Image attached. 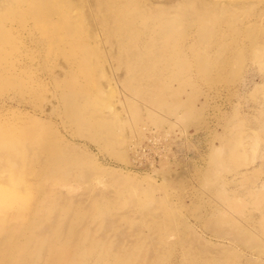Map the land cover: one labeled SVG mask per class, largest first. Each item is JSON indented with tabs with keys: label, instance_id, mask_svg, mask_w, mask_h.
Instances as JSON below:
<instances>
[{
	"label": "rangeland",
	"instance_id": "obj_1",
	"mask_svg": "<svg viewBox=\"0 0 264 264\" xmlns=\"http://www.w3.org/2000/svg\"><path fill=\"white\" fill-rule=\"evenodd\" d=\"M28 1L41 0L17 6L0 0V19L6 10L22 15L0 20V68L6 67L0 71V147L15 149L13 160L0 156V193L29 200L21 214L0 206V231L11 226L16 235L32 222L38 230L34 239L28 229L18 238L0 233L2 244H24L14 264L23 257V264H39L49 255L41 249L48 236L70 255L60 264H123L114 256L132 257L129 264H264V0L215 1L225 8L217 18L252 23L233 36L222 21L225 40L213 34L194 44L190 24L169 43L179 51L150 67L140 66L164 41L149 37H158L149 18L138 19L146 0L130 1L135 27L119 45L99 23L109 8L102 11L97 0H42L44 16L37 21L33 10L39 7ZM236 1L253 2L234 8ZM44 32L56 43L41 37ZM65 33L81 43L71 60L61 54ZM73 76L89 86L61 84ZM64 90L81 97L91 132L99 124L105 133L81 136L60 117L50 121L41 112L49 114L54 92ZM158 98L170 112L152 103ZM42 125L64 142L44 133L36 139L33 131ZM34 159L47 171L33 170ZM47 192L69 200L44 201ZM36 197L38 217L30 208ZM56 217L63 225L50 235L46 222Z\"/></svg>",
	"mask_w": 264,
	"mask_h": 264
},
{
	"label": "bare ground",
	"instance_id": "obj_2",
	"mask_svg": "<svg viewBox=\"0 0 264 264\" xmlns=\"http://www.w3.org/2000/svg\"><path fill=\"white\" fill-rule=\"evenodd\" d=\"M10 1L15 2L14 5L17 6L19 0H10ZM97 1L100 4V8L102 11L106 10L107 7L109 8V9H107L108 11L106 12V14H104L105 12H102L101 14H99V23L104 25V26L107 25L110 28V32L112 33V35L114 37L113 43H116L119 45L121 43L127 42V36H130L132 29H134V27H135V26H133L134 24L131 23L130 16H129V6H130L129 4H130L131 0H117V1H115V0H110V1L109 0H97ZM215 1H218V0H180V1L179 0H146V2L145 1L144 2L147 4H145V3L139 4V6L141 8V11H139V12L141 14H140L138 19H143L145 22H147V20H145V19L149 18L147 25L153 27V29H156L157 33H158V37L156 36V34H153V33H150L151 35L149 37L152 39L159 38L158 39L159 41H164V48H161L159 50V54L154 56L151 59V61H148L147 66L141 65L140 67H150L152 60H159V59L165 57V54H167V53L169 54L173 51H179V47H173V48L169 49V47H168L169 43H170L172 38H175L176 35H178V32L180 29H182V28H184L190 24L194 25V27L196 28L195 36L192 38V41H191V44H192L193 42H197L201 38L212 36L213 34H216L218 37L220 36L223 38V40H225L226 37L224 35V31H223V29H221L219 27V24H221L222 21H227L229 23V27H230V25L232 26L231 27V34L233 36H236V35L238 36L240 34V32H242V30L245 28L246 24L252 23L251 21L235 23L236 21H238V19L237 18L235 19V17L228 16V15H227L228 17L226 18L227 20H224V17L217 18V15L214 13L224 12L225 8H224L223 4H221L219 2H215ZM45 2L46 1H42V0L38 1L35 4H33L32 2H29V1L27 2V3H32L34 6H37V8L39 7L38 9L35 8L33 10V12L35 13L36 21L38 19H40L41 16L43 15L41 13V10L44 8L43 6H45ZM94 2H95V0H94ZM193 2H194V4H193ZM239 2L236 1L237 4H235V3H234V5L231 4L232 7H234V8L235 7L239 8L241 6L244 7L245 4L249 5V3H252L253 1L252 2L251 1L250 2L249 1H245V2L242 1V3L241 2L239 3ZM161 3H163V4H161ZM225 4H227V3L225 2ZM217 8H219V10ZM236 11H237V9H236ZM12 17H14V18L20 17L21 18L22 15L20 16L19 11H17L16 9L6 10L5 15L2 18L8 19V18H12ZM2 18L0 20H2ZM52 18L53 17H51V15L50 16L48 15V19H52ZM255 21H253V24L256 23ZM219 29H220V34H217L216 30H219ZM229 31H230V29H229ZM41 37L50 38V40H51L50 42L56 43L52 34H49L48 32L42 33ZM65 39L66 40L63 42L64 46L62 48L61 54L65 58H67V59L69 58L71 60V58H74L76 56V54L79 52L78 49L80 50L81 43H79L78 41L76 42V40L72 39L67 33H65ZM167 47H168V49H167ZM136 53H137V51H136ZM134 56H135V54H134ZM122 60H124L125 67L129 68L128 66H130L131 63L129 64V62H128L129 61L128 55H125V57H123ZM3 69L5 70L6 67L5 68H4V66L1 67L0 71ZM73 79H74V76L71 80L61 82V84L67 83L68 86H71V87L72 86L77 87L78 84H81L78 81L73 80ZM56 83L59 84L58 81ZM81 85L87 87V86H89V83L85 82ZM73 89H76V88H73ZM73 89H72V91H74ZM54 94H55V100H56L55 103L56 104L51 106L49 114L48 113L46 114L44 110H41V112H43V114L46 115L50 119V121H54L52 116L57 117V118L60 117L64 124H66V125L68 124V126L73 127V129L81 136L84 135V136L96 138L99 135L98 131H102V133L106 132V130L103 129L99 124L92 126L93 128L96 129V132H91L93 129H91V127H89L87 124H85V118L84 117H86L87 114L83 113V111L80 109L79 101H80L81 97L79 95H75V94L73 95L71 93H68L65 90L60 91V92L56 91V92H54ZM21 102L24 103L25 101H21ZM152 103L154 105H156L157 107H159L163 110L165 109L168 112H170L168 110L167 103L164 102L162 99L158 98V99H156V102H152ZM32 115H35V114H32ZM60 118H59V120H60ZM35 120H36V122L43 124V121H41V119H37V117H36ZM48 126L51 127L50 125H48ZM43 127L44 126L42 125L41 128L38 127L36 129V131H33L34 137L38 140H39V137H43L42 133H44V132L41 130ZM49 129H53V128H49ZM48 132L51 134L53 139L50 136H48L46 133H44V134L46 136L50 137L52 140L56 141V143L62 144L64 142V139L62 137H60L57 133H55V132L53 133L52 131H49V130H48ZM2 133L6 134L5 131H3ZM26 133L32 135V133L29 130H26ZM148 139H150V138H148ZM17 146L20 147L18 149H21V150L23 149V148H21L23 146L22 144H19V145L16 144V147ZM10 147H14V146H11V144H8V145L3 144L0 147V156L4 157L5 160H8V159L13 160V156L15 157V155H14L15 149L10 148ZM29 150H30V148H29ZM30 165H31L30 167L33 168V170H35V168H39L40 170H42L41 172L47 171V168H48L47 164H45V162H42L39 159L32 160V162H30ZM40 174L42 175V173H40ZM32 176H33L32 181L33 182L36 181L38 183L39 182L37 180L38 179L37 178L38 173L36 175H35V173H33ZM46 180H49V179H46ZM0 195L2 196V200L0 201V206L6 210H9L11 213H13V215L15 213L21 214V213H25L28 211L26 209L28 206V203H29V200H27V197H24L21 194H16L13 192H2V193H0ZM49 199L55 200L60 205H63L65 203L63 201H68L69 196L65 195V194H61L59 196H54L51 194V192H47L43 196V200L47 201ZM30 201L32 202L30 205L31 211L36 214V217H38V215L40 214L38 212H40V211H38L37 197L35 199L32 198V200H30ZM33 201L35 202L34 206H33ZM41 213H42V211H41ZM62 225L63 224H62V222H60V218L56 217V219L53 222H46V230L49 231L50 235H55L56 234V228H58ZM27 229L31 230L29 237L34 239L36 237V234L38 233V230H36V224L34 227L33 222H32V224L29 223V228L21 229V232H20L19 231L20 229L18 227V230H16V231H19V232L16 233L14 231V233L17 236L22 237L23 234H25V231ZM13 230H14V228H11V226H7L5 230L1 229L0 233H5V235L9 234V236L13 237V236H16V235L12 234ZM64 234L65 233H63L62 235H64ZM90 239L93 240L94 237H90ZM44 241L46 242L45 243L46 246L43 247V245H42L41 249L44 248V250H45V248H46L47 250H49V255L46 256V254H45L44 256H42L37 261L39 264L44 262V260L48 264L49 263L50 264H60V263L65 262V260H67L68 258H70V255L65 254V252H64L65 250H63L64 249L63 246L60 245L59 241H57L55 239V237L48 236V238L45 239ZM33 242H35V245H37V240H33ZM28 245H31V243H29ZM95 245L98 246L99 241H96ZM17 250L20 253H22V251L25 250L24 244H21V242H20V244H13L9 240H7L5 242V244H2V241H0V264H14V262H15L14 254ZM51 251H53L52 256L50 255ZM105 257H107L105 254H100V255L98 254L97 258L103 259ZM114 258L116 259L117 262L123 263V264H129L130 262H133L132 257L119 258L118 256H114ZM24 259L25 258L23 257L21 259V261H19V264H23L22 261Z\"/></svg>",
	"mask_w": 264,
	"mask_h": 264
}]
</instances>
